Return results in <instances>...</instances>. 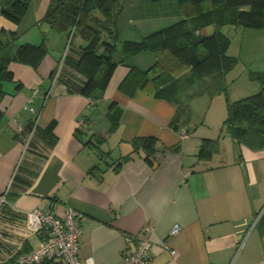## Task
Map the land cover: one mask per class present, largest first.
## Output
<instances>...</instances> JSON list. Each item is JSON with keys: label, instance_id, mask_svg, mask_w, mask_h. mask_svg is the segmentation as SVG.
<instances>
[{"label": "crops", "instance_id": "0c3cea01", "mask_svg": "<svg viewBox=\"0 0 264 264\" xmlns=\"http://www.w3.org/2000/svg\"><path fill=\"white\" fill-rule=\"evenodd\" d=\"M51 1L31 0L19 24L0 13V31L10 40L18 36L15 47L44 40L48 46L38 68L10 64L14 78L6 82L0 101V195L7 191V204L0 207V264H18V254L38 249L43 236L28 235L24 225L27 212L39 206L59 215L67 206L83 213L79 254L85 264L88 259L116 264L124 249L136 247L147 226L153 228L150 264H230L264 206V143H239L228 133L223 96L203 91L188 104L197 91L188 83L182 84L188 87L186 95L173 101L141 90L133 96L123 93L120 84L131 66L146 71L155 64L149 53L119 64L104 92L86 94L88 76L74 64L80 58L78 37L61 80L53 85L67 34L43 20ZM124 1L120 26L125 41L141 40L183 17L175 1ZM214 32L209 25L199 34ZM123 51L122 46L117 58ZM193 74L187 69L178 78ZM28 104L40 117L33 143L23 152L17 123L25 131L35 126L36 115L24 110ZM186 104L189 115L174 127ZM184 131L188 137H182ZM139 137L156 138L153 156L135 151ZM175 225L181 230L172 235ZM234 264H264V218Z\"/></svg>", "mask_w": 264, "mask_h": 264}, {"label": "trees", "instance_id": "16d2710c", "mask_svg": "<svg viewBox=\"0 0 264 264\" xmlns=\"http://www.w3.org/2000/svg\"><path fill=\"white\" fill-rule=\"evenodd\" d=\"M147 1L155 3L162 0ZM171 1L179 7L182 19L152 31L141 40L125 41L123 38L120 18L124 12V0H52L43 20L50 24L52 30L67 34V42H71L69 57L75 39L81 37L79 45H76L80 58L74 64L78 71L88 76L83 89L86 94L94 90L104 92L116 67L124 62L128 64L143 53L153 55L155 64L146 71L130 67L129 74L120 84V90L129 96L141 90L154 98L173 101L174 97L186 95L183 91L188 87L183 88V83L195 86L197 90L194 95L188 96L192 98L188 104L204 94L203 91L210 96L227 92L226 74L234 66L235 59L227 55L231 38L222 29L227 25L264 29V0ZM30 3L31 0H0V13L19 24ZM209 25L215 27V32L209 36L200 35L201 30ZM4 33L6 31H0V101L6 95V82L14 78L10 64L21 62L38 68L48 53L45 40L38 45L18 44L15 47L13 42L18 40V36L13 35L14 39L10 40ZM122 46L124 51L120 59L117 54ZM187 69L194 73L191 79H179ZM254 78L260 84L259 93L227 104L224 124L239 143H264V71L258 72ZM199 81H204V84L209 81L206 89L197 86ZM188 104L177 113L172 122L174 127L189 115L186 110ZM29 130L23 132L22 141ZM156 143L154 137H139L133 142L135 151L144 149L147 157L155 154ZM92 145L104 158L102 149L97 144Z\"/></svg>", "mask_w": 264, "mask_h": 264}, {"label": "built area", "instance_id": "2783aa9c", "mask_svg": "<svg viewBox=\"0 0 264 264\" xmlns=\"http://www.w3.org/2000/svg\"><path fill=\"white\" fill-rule=\"evenodd\" d=\"M71 51V42H67L60 60L53 72L52 83L57 84L62 77L63 70L66 66L69 54ZM50 93H46L48 96ZM94 104V101H91ZM25 111L35 114V126L32 127L25 135L22 141L23 152L27 151L34 140L36 125L39 120V112L36 111L29 104L25 105ZM17 129L23 133L24 127L17 123ZM187 131L183 132L182 137H188ZM7 204V191L0 195V207L2 208ZM264 218V206L255 213L252 221L246 231L245 236L238 244L236 253L230 264H234L237 256L243 249L248 237L252 232L258 228ZM83 213L78 209L67 206L63 215H59L52 211L47 210L45 207H36L26 214L24 230L28 235L41 234L43 239L36 251L29 254H18V264H41L45 262H52L57 259L62 260V264H85L79 254L80 251V238L82 236V223ZM180 225H175L171 231L172 235L180 232ZM153 228L147 226L144 229L143 235L137 238L135 248H126L122 251V258L116 264H150L151 262V241L149 234ZM86 264H93L92 259H88Z\"/></svg>", "mask_w": 264, "mask_h": 264}, {"label": "rangeland", "instance_id": "374dc122", "mask_svg": "<svg viewBox=\"0 0 264 264\" xmlns=\"http://www.w3.org/2000/svg\"><path fill=\"white\" fill-rule=\"evenodd\" d=\"M167 11H171L170 6L167 7ZM123 19L126 21L127 16ZM237 28L238 30L229 25L223 28V31L231 38L227 55L235 59L234 66L226 74L227 92L216 95L223 96L226 104L229 101L234 102L242 97L259 93L260 84L254 75L264 71V29ZM197 86L205 87L204 81H199ZM205 99H207L206 96L201 101L204 102ZM198 116H200L199 113ZM203 116L204 114L201 117Z\"/></svg>", "mask_w": 264, "mask_h": 264}]
</instances>
